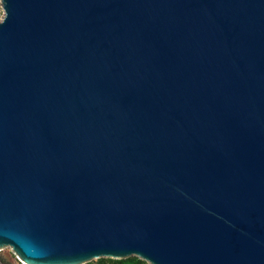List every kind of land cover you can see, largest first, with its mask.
<instances>
[{"label":"water","instance_id":"obj_1","mask_svg":"<svg viewBox=\"0 0 264 264\" xmlns=\"http://www.w3.org/2000/svg\"><path fill=\"white\" fill-rule=\"evenodd\" d=\"M0 6V248L264 264V0Z\"/></svg>","mask_w":264,"mask_h":264},{"label":"trees","instance_id":"obj_2","mask_svg":"<svg viewBox=\"0 0 264 264\" xmlns=\"http://www.w3.org/2000/svg\"><path fill=\"white\" fill-rule=\"evenodd\" d=\"M0 262L1 264H11L6 259H4L2 256H0ZM147 264V261L140 258L137 255H129L126 257H120V258H114V257H105L101 256L96 258L95 260H89L82 264Z\"/></svg>","mask_w":264,"mask_h":264},{"label":"rangeland","instance_id":"obj_3","mask_svg":"<svg viewBox=\"0 0 264 264\" xmlns=\"http://www.w3.org/2000/svg\"><path fill=\"white\" fill-rule=\"evenodd\" d=\"M1 16H2V8L0 6V18ZM0 256H2L4 259H6L11 264H27V263H23L20 259H18V257L14 254V252L9 246H2L0 248ZM95 259L96 258H93L91 260H95ZM106 264H110V263H106ZM147 264H150V263L147 262Z\"/></svg>","mask_w":264,"mask_h":264}]
</instances>
